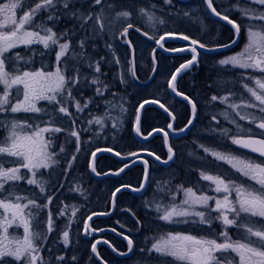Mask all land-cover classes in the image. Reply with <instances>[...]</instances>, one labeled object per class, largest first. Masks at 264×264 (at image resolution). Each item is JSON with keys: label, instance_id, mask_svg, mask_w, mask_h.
Here are the masks:
<instances>
[{"label": "snow or ice", "instance_id": "obj_1", "mask_svg": "<svg viewBox=\"0 0 264 264\" xmlns=\"http://www.w3.org/2000/svg\"><path fill=\"white\" fill-rule=\"evenodd\" d=\"M77 3L78 0H0V117H3L0 119V127L6 131L5 137L0 139V209L3 210L0 213V264H13V261L15 264H51V261L46 260L42 255V252L48 237L56 231L54 227L56 221L53 219V212L49 208L53 197L50 195L38 197L36 194L31 197L21 195L23 189L20 188L19 182L23 181L27 185L35 186L39 189V194L46 193L48 181L45 179V173L40 170L53 169L60 164V160L56 157L65 153V147L60 145L58 152L51 149L55 145L57 134L61 132L66 134V140L68 137L75 138V150L71 153L70 159L66 158L65 171L72 169L73 164L77 161V154L81 150V131H90L91 128L80 131L76 129V119L72 118L69 105L75 108L76 113H83L94 102V97L85 98L83 103H81V99L77 98L82 96L84 88L94 86L95 96L101 98L105 97V93L109 92L110 88V85L105 82L101 75L103 57L96 60L88 53L90 46L95 47L94 44L90 45L89 41H95L106 34L116 22H125L121 32L123 36H127L128 30L135 27L132 23V13L126 9L117 10L115 0H90L87 12L76 7ZM164 3L172 5L173 0H164ZM205 5L206 9L210 10L211 15L219 17L221 21H227V24L231 25L234 31L230 43L207 44L181 33L179 39L190 40L192 47L189 49L179 47L168 49L162 43L165 36H176V34L169 32H165L156 40V43L166 52L190 50L193 53L191 59L175 70L168 83L171 92L177 97H182L190 106V118L185 126L179 129L181 133L192 129L194 127L193 122L198 119L197 103L179 91L176 84L177 76L182 71L189 70L193 65L198 66L197 58L200 52L195 46L208 52L219 51L236 44L240 35L241 25L230 19L226 12L217 11V8L213 6V0H205ZM151 7L154 9L156 5ZM233 7L242 18H246L248 21L244 25L248 43L239 53L225 56L219 59L217 63L223 70H228L230 67L231 69L251 70L253 73L261 74L260 76H245L244 72L240 73L243 88L258 102V105L252 102L237 103L230 100L229 95L219 97L212 95L210 102L219 101L231 110L221 111L218 115L223 116L228 123L234 124L237 134L229 136V129L226 127L211 128L210 131L221 137L230 138L232 144L240 148L250 149L264 157V138L254 139L251 136L240 135L245 132V129L233 118L234 113L240 120H247L250 124L264 130V0H247L244 6L237 3ZM18 9L21 11L17 20ZM44 14H46V18ZM38 16L40 17L39 21H37ZM62 16L74 19L76 25L84 33L76 42L75 47L69 36V32H71V36L77 35L75 29H67L59 33L54 30ZM139 16L146 17L150 27L165 22L156 16L155 12L145 8L139 9ZM184 16L188 17L190 13L185 12ZM197 19L199 20L198 17ZM200 23L202 30H204L202 20ZM135 30L140 31L139 28ZM126 42L130 44V42ZM32 45H41L42 49H34L31 47ZM20 46L28 49L31 55H21L19 52L13 51ZM105 47L111 49L110 44H106ZM44 50H48L49 54L54 51L55 70H47L46 65H42L40 69H29L27 66L32 63V57L43 56ZM111 56L112 61L110 62L120 64V60L114 51H111ZM129 63L131 66L127 69V73L135 79L134 61ZM153 63H155L154 54ZM82 67L90 69L91 72L82 73ZM153 72H155V68H153ZM118 78L120 83H127L123 72L118 73ZM244 81H252L254 86H250ZM13 90H15L14 93ZM74 91L76 95L73 94ZM109 94L113 97L116 96L114 92ZM42 100L47 101L48 105H56L55 112L70 117L72 127L66 129L55 126L53 124L55 117L49 111L48 106H38ZM102 102L109 105L108 111L105 112L104 116L93 115L90 112L89 116L92 118L87 120L89 125H99L103 129L107 126L105 119H111L109 113L112 109L118 106L122 114L128 111L124 106L122 97L118 105L107 99L102 100ZM146 104H159V107L163 109L172 122L176 119L173 112L165 107L164 103H160L156 99H146L139 103L133 114L135 133L138 138L142 137L144 140H148L149 135H151V133L144 135L140 128V112L144 110L146 119L148 111L145 109ZM257 107L262 114L260 116L254 112L242 113L239 111L241 108L255 109ZM21 112L42 114V116L26 117L24 120H20L13 115ZM9 117L12 118L9 119ZM43 117L50 119L44 120ZM29 119H40L41 123L33 125L28 123ZM212 120L217 125L220 124L217 115H213ZM172 122L167 124V128L176 132ZM41 124L45 126L41 127ZM122 126L123 119L119 117L111 124V127L117 130ZM153 131L160 132L163 130L156 128ZM45 133L50 135L45 138ZM260 135L264 137V132H261ZM167 138L168 132H164L166 143ZM67 142L72 143L70 140ZM198 147L215 161H223L241 176L254 181L256 185H259V188L237 182L236 179L227 174H210L204 170L199 172L200 179L209 181L210 183L206 187L217 195H208L200 191L199 188L194 191L192 187L185 188L183 184L177 185L173 189L170 186V181L158 184L157 193L166 196L167 201L156 196L151 202L145 201V206L152 208L157 212V218L168 224L206 225L211 232V238L209 236L197 237L191 234L169 232L151 245L147 250V256L151 257L155 253L158 257H171L174 261L183 262V264H264V220L260 222V227H256V222L251 219L252 217L264 218V161L257 162L204 144H200ZM103 151H112V149L98 148L91 153L93 161L96 158V152ZM115 155L119 156L120 152H115ZM128 155L135 156L136 153L133 152ZM148 155L153 156L154 154L148 151ZM188 155L194 156V153L190 152ZM174 156L173 147L169 145L167 159L161 160V157L156 155L155 160L168 165L169 162L175 163ZM195 158L202 159L200 157ZM144 164V181L139 188H132L134 192H142L144 185L150 183L147 170L148 161L145 160ZM6 165L8 166L6 167ZM127 166V164L124 165V167ZM22 169L26 172H22ZM91 170L95 173V166H92ZM119 171L123 172L124 168H120ZM96 174L99 175V173ZM115 174L119 175V172ZM70 190L79 191L81 195H84V191L79 185ZM115 191L119 192L120 188ZM198 191L200 192L199 195L197 194ZM179 193H183V197L177 203ZM233 193H235L234 200L232 199ZM113 196H115V192ZM39 199H44L45 203L41 204ZM45 210L47 211L45 212L44 232L34 231L32 221ZM76 210V206H72L71 216L65 222L64 228L57 233L58 236H62L60 242L65 249L69 248L71 243V224L74 222L72 217L75 216ZM66 211L67 206L58 210L57 216H64ZM96 215L102 214L97 213ZM242 215L243 218H241ZM88 219H91V216ZM217 221L222 228L219 233H216L213 228V224ZM13 226L17 229L23 228L22 238L15 233H9V228ZM37 228H39V222ZM229 228L237 229L238 239L232 238L228 231ZM124 239L127 240V252H120L121 256L133 253L134 249L133 240L128 236H124ZM91 251L97 256L99 255L95 244L91 245ZM113 251L116 250L113 249ZM144 251V249H140V252ZM49 255L51 256V249H49ZM236 257L239 259L237 260ZM55 259L57 264H68L64 255L57 254ZM76 259L75 255L71 257L73 264H75ZM146 264H150V260L146 261ZM162 264H170V262L164 259Z\"/></svg>", "mask_w": 264, "mask_h": 264}, {"label": "flooded vegetation", "instance_id": "obj_2", "mask_svg": "<svg viewBox=\"0 0 264 264\" xmlns=\"http://www.w3.org/2000/svg\"><path fill=\"white\" fill-rule=\"evenodd\" d=\"M183 1L188 0H175V4L172 7L175 17V22H173V24L175 23V27L180 28V18L182 13L185 10L191 11V9H193L191 8V6L195 3H199L200 6L198 7V10L200 12L204 11V19L202 20L204 30H202V25L200 23L201 20L194 21L189 27V32L187 33L185 31L187 33L185 35H188L191 39H196L207 44H224L231 42V40L233 39L234 31L231 25H228L227 21H221L219 17L211 15L210 10L206 9L205 0H190L188 2ZM203 3L204 6L202 5ZM237 3H239L240 6H244L247 3V0H213V6L217 8V11L226 12L229 15L230 19L235 20L238 24L241 25L240 35L237 43L232 45L230 48H225L213 52H208L203 49H199L198 46H195L197 47V51L200 52V55L197 58L199 61L198 66H191V68L189 70H185L177 80L176 84L178 90L188 95L193 101L197 103L198 119L195 121L194 127L190 129L185 135L181 137H173L169 135L170 142L173 141L175 145V149H173L175 152V163L170 162L169 165H163L159 161L155 160V158L148 155V151H151L154 154L153 156L158 155L161 157V160L167 159L168 151H162L159 149L162 142L164 144L163 135L156 134L145 141V154H147L145 155V160L148 161L147 170L148 180L150 182L145 185V191L142 194V197L145 201L151 202L156 196H160L165 201H167L168 198L166 196L157 193L158 184H161L164 181H170V186L173 189H175L177 185L183 184L185 188L192 187L194 191L199 188L200 191H203L208 195H217L216 193L209 191V189L206 187L210 183L209 181L200 179L199 172L201 170H204L210 174H227L233 179H236L237 182H243L245 184L252 185L254 188H259V185H256L254 181L241 176L239 173L235 172V170L232 169L230 165L224 163L223 161H215L211 156H207L203 152V150L198 147V145L204 144L205 146L215 148L220 151L232 152L235 155H239L244 158H250L257 162L264 161V157H261L259 153L252 152L250 149L240 148L239 146L232 144L230 138L221 137L218 134H213L210 131V129L214 127H216L217 129L226 127L229 129V136L237 134L236 126L234 124L228 123L223 118V116L218 115V113H220L221 111L231 110L227 109L226 105L221 104L219 101L210 102V97L212 95H217L218 97L229 95L230 100L237 103L252 102L258 105V102L255 101L254 98H252L251 95L243 88L240 73L244 72L245 76H260L261 74L253 73L251 70L245 71L240 69H231L230 67L228 68V70H223L217 63L219 59L224 58L225 56L239 53L244 48L245 44L248 43V37L244 26L246 23H248V21L246 20V18H242L240 13L233 7ZM134 26L141 29L145 33V28L142 26V24H136ZM167 29L162 31L163 35L165 34V32L171 33L170 31H166ZM172 30L175 31V34L180 33V30ZM136 37L142 38L144 39V41H150L145 38V36H143L140 32L130 30L127 36H124L122 39H120V43H122V45H125L127 39H130L133 42L137 53L138 47L136 45ZM163 44L168 49L178 47L189 49L190 47H192L190 43L179 44L175 42L173 43V41H167ZM23 47L24 46H20L13 51L19 52L21 55L27 54V56H30V51ZM31 47L34 49H38L41 46L32 45ZM46 51L47 50H44V52ZM159 54V63H155L154 65H152V62H148V77L153 75L161 79V81H159L160 85L156 86L157 93H160L163 96V98H161V102H165L164 104L166 105V107H168L169 110L173 112V115L176 116L174 129L177 130L176 132H179V129L183 128L187 123L188 119L190 118V114L187 119L179 120V114L182 110V107H184V104L182 103V100L180 101L179 99L173 101V97L170 96V88L167 84L169 82L167 81L166 83L164 79L168 76V74L171 77L172 74L169 72L171 70L172 72H174L178 67H180L181 64L191 59L193 53L190 50H186L177 52L174 55H169L163 52H160ZM37 57L38 55L32 57V60L36 61L35 58ZM139 63L140 65L138 66L137 64L136 66V75H138L139 73V67L141 68V73L145 75V60L142 62L140 61ZM29 66L27 67L29 68ZM36 66L37 65L30 67L36 68ZM153 68H155V72H153ZM244 82L248 83L250 86H254L252 81ZM165 94H169V96L166 97ZM200 100H202V102ZM204 100L206 102H204ZM46 104H48L47 101L42 100L39 102V106ZM187 106L188 111L190 112V107L188 104ZM239 111H241L242 113L254 112L257 116L262 115L259 112V107L255 109L241 108L239 109ZM31 115L33 116V113ZM163 115L165 117L160 116L157 120L152 117L147 118V130L145 132V135H149V133H152L156 128H160L165 132H169L167 124L172 121L166 114L163 113ZM213 115H217V119L220 120L219 125H217L216 122L212 120ZM233 118L245 129V132L241 133L240 135L251 136L254 139L264 138L260 135V133L264 132V130L257 128L254 124H250L247 120H240L239 117L235 116L234 113ZM65 119L66 118L62 117L61 120L64 124L66 121ZM57 121L60 120L57 119ZM28 123L35 125L41 122H36L35 120L30 119ZM53 124H55V126L66 128L65 125H63L62 123L59 124L58 122L56 123L55 120H53ZM43 126L45 125L41 124V127ZM5 135V129L0 127V139H3ZM44 135L45 138H47L50 134L45 133ZM67 140H70V137H68ZM67 140L66 134L64 132H62L61 134H57L55 145L51 150L58 152L60 145H63L65 147V153L56 157V159L60 160V164L53 169L40 170L42 173H45V179L48 181V184L46 185V193L39 194L38 188H36L35 186L27 185L25 182L21 181L19 182L20 188L23 189V191H21L20 193L21 195H27L30 197L34 194H36L38 197L40 195H50L53 197L52 204L49 205L50 209H52L53 203L56 200H62L63 202L68 200L69 170L65 171V169L67 166L66 158H68L70 143L67 142ZM190 152L194 153V156H189L188 153ZM195 157H200L202 159H196ZM7 166L8 165H6V167ZM22 172H26V170L22 169ZM61 185L63 186L61 187ZM197 194L199 195L200 192L198 191ZM182 197L183 193H179L177 195V203H179ZM232 199H235V193H233ZM39 202L43 204L45 203V200L39 199ZM46 211L47 210L41 212V214L32 221V228L34 231L39 230L41 233L44 232L43 230L45 229L44 220L46 219ZM2 212L3 210L0 209V213ZM213 215L216 214L213 213ZM157 216V212L152 210V208L145 206V219L143 221H140L138 219L136 221L132 220L133 222L129 226V223L126 222L125 219H123L122 217L119 218L117 213H115L112 217L113 226L110 227H112L113 230H115L117 233L121 232L119 233L120 236H128L133 240V244L135 238L139 237L141 246L136 247L134 244L133 253L127 256H118L110 251V249L105 244H100L98 246V251L101 254V258L104 259L107 264H146V261L149 260L150 264H162V261L164 259H167L170 264H183V262L174 261L171 257H158V255L155 253H153L151 257H148L147 250L157 239L169 232L191 234L197 237L209 236L211 238V232L206 225L192 226L188 224H168L163 220L158 219ZM241 218H243V215ZM251 219L256 222V227H260V222L264 220V218L258 217H252ZM38 222L39 228H37ZM121 222L125 227L129 228L131 232L123 230L122 227L119 226ZM136 227L139 229L135 230L134 228ZM213 228L215 229L216 233H219L222 230L221 225L218 221L213 224ZM228 231L233 239L239 238L236 228H229ZM9 233H15L22 238L23 228L21 227L17 229L15 228V226H13L9 228ZM112 233L113 232H109V234L100 236L98 238H89V240L92 239L93 243L96 240H106L110 242L109 237L110 235H112ZM114 237L116 238V241L120 240L123 242L122 246L119 247L120 252H127V249L124 245L126 243V240L124 238L121 239L115 235ZM140 249H144L145 251L140 252ZM83 258L85 257L83 256ZM236 259L238 260L239 258L236 257ZM13 264H15V261H13ZM95 264L99 263L96 261Z\"/></svg>", "mask_w": 264, "mask_h": 264}, {"label": "trees", "instance_id": "obj_3", "mask_svg": "<svg viewBox=\"0 0 264 264\" xmlns=\"http://www.w3.org/2000/svg\"><path fill=\"white\" fill-rule=\"evenodd\" d=\"M185 12H188L185 10ZM184 12V13H185ZM66 21H59V23L55 27V31L62 32L67 29H77L76 27H68L65 26ZM166 31L174 32L172 29H167ZM72 37H78L81 38V35L71 36V32L69 35ZM89 44H94L89 42ZM101 44V43H100ZM76 43H73V46L75 47ZM103 45V44H101ZM107 49V50H106ZM103 49L101 47L100 52L94 53L91 46L88 48V53L96 60H99L101 57H104V55L107 53V56L109 58L108 48ZM55 53L53 52V57ZM51 61V71H53V67L55 66V58L49 57ZM150 63V61H149ZM139 67V73L137 75L138 80L144 81L147 80L148 77L145 76L143 73H141ZM83 70V67L81 68V71ZM172 71V70H171ZM170 71V72H171ZM116 69L111 68L109 69L107 66H105L104 62L101 61V75L102 78L110 85L109 92L105 93V97H96L94 93V86L93 87H86L82 90V96H78V99H81V103L84 102L85 98L88 97H94V102L89 105L87 109L83 113H76L75 108L69 105L72 117L76 119V129L80 131L81 129L85 128H91L90 131H81V146L82 150L86 148V146L92 147V149H103L108 148L112 149L116 152H120L122 155H128L129 153L138 152L141 150H145V143L140 142L134 133V112L135 109L138 107L139 103L143 102L144 100L148 99H156L159 101H162L161 98L163 96L160 93L154 94L153 92V86L159 82L161 79L158 77H155L152 81V84L148 86H142L139 85L131 76H127L126 80L127 83L122 84L120 83V80L118 78V73H115ZM125 74V73H124ZM158 86V85H157ZM116 93V96L113 97L109 93ZM76 95L75 91L73 93ZM166 97L169 96V94H165ZM123 98L124 106L128 109L127 113L122 114L119 110V107L117 106L114 108L109 115L113 120H116V118L123 119V126L117 130L116 128H112L109 124L107 126V129L105 130V133L110 134V137H105L104 133H98L99 125H89L87 123L88 119H91L92 117L89 116V113L91 112L93 115L98 116H104L105 112L108 111L109 105L102 102V100H112L117 105L120 103V98ZM177 99L173 98V101H176ZM181 101V100H180ZM165 103V102H163ZM184 107H182V110L179 114V120L181 119H187L190 112L188 111V106L186 103H184ZM98 105V106H97ZM148 111L146 113V119H145V112H143L142 121H141V132L145 135V132L147 130V118L152 117L154 119H158L160 116H164L163 113H161L160 110L154 108V107H148L146 108ZM78 117V118H77ZM165 117V116H164ZM107 119V118H106ZM70 128L72 127L71 123L69 124ZM62 133V132H61ZM59 133V134H61ZM100 136V141L96 140V137L94 136ZM93 138V139H92ZM84 139V141L82 140ZM70 150L68 153V158L70 159L71 153L74 152V137H70ZM83 142V144H82ZM171 146L173 149H175L174 142L171 141ZM160 150L165 151L166 148L162 142L161 146L159 147ZM84 152V151H83ZM87 158L84 160L83 164L78 163L77 161L73 164L72 169L69 170L68 178H69V184H68V200L62 201V200H56L53 203L52 206V212H53V219L56 221L54 227L56 228V231L53 232L49 237L44 245L42 255L46 258V260H50L51 264H57V261L55 259V256L57 254L64 255L66 261H68V264H73L71 261V257L73 255L76 256L75 264H95V258L94 255H92L91 251V245L92 241L89 239H86L83 236V227H84V221L85 218L88 215L98 213V212H108L111 209V204L109 202V199L111 197V191H113L114 187H120L121 185L127 184L134 187H139L141 183L143 182L144 178V172L145 168L143 165L139 164L135 167L128 170L121 178H107L104 180H98L92 177L90 174V170L87 165ZM122 164L115 159L112 156L109 155H101L98 158L97 161V171L100 174H104L108 171H118L120 170ZM125 183H124V182ZM120 182H123L124 184H118ZM79 185L80 188L83 189L84 195H81L79 191L76 190H70L75 189L76 186ZM118 205V212L117 215L119 218L125 219L127 222L129 221L130 224H132V219L123 212L124 209L131 210L136 217L143 221L145 219V200L142 196H135L132 193L129 192H123L117 201ZM65 206H67V211L65 212L64 216L58 217L57 213L58 210L64 209ZM72 206H76V212L75 216L72 217L73 223L71 224V232H70V246L69 248L65 249L64 245L60 242L62 240V236H58L57 233L60 232L64 226L65 222L68 220L69 216H71ZM113 218L103 219V218H97L92 222V228L94 230L101 229L103 227H110L113 226ZM139 229V228H134ZM109 234L105 233L104 235ZM110 242L116 247L118 251H120L119 247L122 246L123 242L120 240L116 241V238L114 235H110L109 237ZM135 246H141V241L138 238H135L134 240ZM127 249V243L124 244ZM49 249H51V256L49 255ZM100 254V253H99ZM101 255V254H100ZM83 256L85 258H83Z\"/></svg>", "mask_w": 264, "mask_h": 264}, {"label": "rangeland", "instance_id": "obj_4", "mask_svg": "<svg viewBox=\"0 0 264 264\" xmlns=\"http://www.w3.org/2000/svg\"><path fill=\"white\" fill-rule=\"evenodd\" d=\"M89 4H90V0H78V3L76 4V7L81 8V10L87 12L89 10ZM115 5H116L117 10L126 9V10L130 11L132 13V23L134 25L142 24V26L144 28H147V31L155 37L154 40L151 41V42L150 41L149 42L148 41H143L141 38H137L136 37V45L138 47L137 59L139 60V62L140 61L142 62V61L145 60V76H147V74L149 73V71L147 70L148 61H151L153 63V54L155 55V63H159L160 54H159V51L156 50V46H157L156 40L160 36L163 35L162 34L163 30H165L167 28H171V29H174V30H180L181 33L185 32V31L188 33L191 23H193L194 21H198L197 17L199 18V20H203L204 19V11L200 12L198 10V7L200 6L199 3H197V4L195 3V4H193L191 6V8H193V9H191V11L188 12V13H190V16L186 17V16H184V14L181 15L180 28L175 27L174 26L175 23L173 24V22H175V17H174L173 8H172L174 6V3L172 5H167V4L164 3V0H115ZM152 5H156V7L153 9L151 7ZM202 5L204 6V3ZM140 8H145V9H147L149 11L155 12V15L160 17V18H162L165 22L163 24H156L155 27H150L148 22H147V18L139 16V9ZM92 10L95 11V9H92ZM20 11L21 10H19V9L17 10V16H16L17 20L20 17ZM44 15L46 17V14H44ZM39 19H40V17L38 16L37 17V21H39ZM60 21H66L65 22L66 28H68V27H76L77 29H79V27H78V25H76V22H75L74 19H69L66 16H62ZM124 25H125V22H122V21L114 23L111 26V29L106 32V34H104L103 36L97 38L95 41H92V43H96V45H95L94 48L93 47H91V48H92L93 52L96 53V52H100L101 47L103 49H106L105 45L106 44H110L111 45V49H109L107 47L108 48V53H109V58H108L107 53H106L104 55V57H103V60H102L104 62V64H105V66H107L109 69L115 68L116 69L115 73L123 72V73H125V75L131 76L130 74L127 73V69L131 66L130 63H129L130 62V52L127 49L126 46L122 45L119 42V37H120V34L122 32V29H123ZM75 31H76L77 35H81V37L84 35V33L81 30L78 31V30L75 29ZM69 35H70V32H69ZM71 39H72V43H74V42L76 43L80 38L72 37ZM89 42H91V41H89ZM100 43L103 44V45H101ZM38 49H42V46L40 48H38ZM111 51L115 52L116 57H118L119 60H120V64H115V63L110 62V61H112ZM53 52L51 54H49V51L47 50L45 52V54H47V55H43V56L38 55V57L35 58L36 61L32 60V63L30 64L31 67H33L34 65H37L36 68L35 67L31 68L28 65L29 69H40L42 67V65H46L47 69H49L51 67L50 66L51 61H50L49 57L55 58V55L53 57ZM155 63H153L152 65H154ZM54 70H55V66L53 67V71ZM81 72L82 73H90L91 70L87 69V68H83V70ZM169 73L172 74V71L169 72ZM169 77H170L169 74H168V76L166 78L163 77V78H165L164 80H165L166 83H167V81L169 82V79H170ZM155 85H160V82H157ZM14 91L15 90H13V92ZM153 92H154V94H157L156 86L153 87ZM200 101L202 102V100H200ZM204 102H206V101L204 100ZM46 105L48 106L49 111L53 113V116L55 117L54 120L56 121V123L57 122L59 124L62 123L63 125H65L66 128L70 129V125H69L71 123L70 117L65 116L62 113L55 112L54 109L57 107L56 105H48V104H46ZM38 106H39V104H38ZM69 112L71 113L70 107H69ZM31 114L32 113H23V112H21V113H17V114H13V115L16 118L20 119V120H24L26 117H31L32 116ZM40 116H42V114L33 113L32 117H40ZM57 116H60V117H57ZM62 117L66 118L65 119L66 120L65 124L63 123V121H61ZM11 118L12 117H9V119H11ZM72 118H74V117H72ZM1 119H3V117H1ZM43 119L46 120V119H50V118L49 117H43ZM57 119H59L60 121H57ZM29 120H28V122H29ZM33 120H35L36 122H41L40 119H33ZM113 121H114L113 118L105 119V123H106L107 126H108V124L111 126ZM107 126L104 127L103 129H101V127L98 126L99 130H101V131H98V133H104L105 137L108 138V137H110V134L105 133V130L107 129ZM214 128H216V127H214ZM94 137H96V140L100 141V136L99 135L94 136ZM111 138L112 137H110V139ZM82 140L84 141V139H82ZM82 144H83V142H82ZM82 147H81L80 153L77 154V159H78L77 162H80V164H83L84 160L87 158V162L86 163L88 165V168L90 169L91 153L96 151L98 148L93 150L92 147L86 146V148H84V150H82ZM8 159H11V158H8ZM123 182H120L118 184V186L120 184H124L125 183V182L124 183ZM115 188H117V187H114L113 191H111V197L109 199L110 204H111L112 193L114 192ZM91 215H88L85 218V221L83 223L84 226L86 224V221H87L88 217L91 216ZM83 231H84V228H83ZM90 231H96V230H94L91 227Z\"/></svg>", "mask_w": 264, "mask_h": 264}, {"label": "water", "instance_id": "obj_5", "mask_svg": "<svg viewBox=\"0 0 264 264\" xmlns=\"http://www.w3.org/2000/svg\"><path fill=\"white\" fill-rule=\"evenodd\" d=\"M145 35V34H144ZM146 36V35H145ZM166 39H173V40H178V41H184V42H187V43H190V41L189 40H182V39H179V37H174V36H166L165 38H164V40L163 41H165ZM162 41V42H163ZM128 42H130V41H128ZM128 45H129V47H130V49H131V58H132V61H134V65H135V50H134V47H133V45H132V43L130 42V44L128 43ZM159 45V44H158ZM159 47H160V45H159ZM182 73V72H181ZM180 73V74H181ZM180 75H178L177 76V79H178V77H179ZM177 81V80H176ZM170 91H171V89H170ZM172 93V92H171ZM173 94V93H172ZM174 95V94H173ZM175 96V95H174ZM175 97H177V96H175ZM177 98H181V99H183L182 97H177ZM148 106H155V107H157L158 109H160V110H162L163 111V109H161L160 107H159V104H146L145 105V108L146 107H148ZM143 111L144 110H141V112H140V115H141V118H142V114H143ZM164 112V111H163ZM195 122V121H194ZM193 122V123H194ZM141 124V123H140ZM174 125H175V121L173 122V128H174ZM157 133H161V134H163L164 135V131H160V132H153L152 134H151V137L154 135V134H157ZM186 132H183V133H180V134H177V133H174L171 129H169V134L171 135V136H174V137H181V136H183L184 134H185ZM136 134V133H135ZM137 136V135H136ZM138 138V137H137ZM140 141H142V142H145V141H147V140H144L142 137H140V138H138ZM168 146H169V136H168V138H167V143H166V147H167V149H168ZM104 154H107V155H111V156H113V157H115L116 159H118L119 161H121V162H123V163H127V167H123L124 168V171L123 172H119V175H116L115 174V172H113V171H109V172H107V175H105V174H99V175H97L96 173H98L97 172V170H96V172L94 173V172H92V170H91V172H92V175L95 177V178H97V179H106V178H108V177H111V178H119V177H121L123 174H124V172L127 170V169H130V168H132V167H134L135 165H137V164H140V163H143L144 164V161H145V155H147V154H145V151H143V152H138V153H136V155L135 156H132V155H130V156H126L127 158L125 159V157H123V156H121V155H119V156H117V155H115V151H103V152H96V158H95V160L93 161V159L91 160V166H90V169L92 168V166H95V168H96V162H97V159H98V157L100 156V155H104ZM154 157V156H153ZM160 162V161H159ZM161 163V162H160ZM132 188H134V187H131V186H123V187H121L120 188V191L119 192H115V196H113V198H112V209H111V212L110 213H101L102 215H93V216H91V219H88L87 220V222H86V226H87V231H86V229H85V235L87 236V233L89 232V229H90V226H91V222L94 220V219H96V218H109V217H111L112 215H113V213L115 212V209H116V198H117V196H118V194L121 192V191H124V190H127V191H130V192H132L133 194H135V195H137V194H141L142 192H134V191H132ZM144 189H145V185H144ZM126 231H128V232H130L128 229H126V228H124ZM108 231H112V229H102V230H100V231H97V232H92L91 233V235H90V237H94V236H99V235H101V234H103V233H105V232H108ZM106 241H103L102 243H105ZM99 243H101L100 241H98V243H95V245H96V249H97V245L99 244ZM106 245H108L109 246V248L112 250V252H114L115 254H117L116 253V251H113V247L111 246V244L110 243H105ZM94 256H95V258L98 260V262L100 263V264H106L105 262H103L101 259H100V257H99V255L97 256L96 255V253H94Z\"/></svg>", "mask_w": 264, "mask_h": 264}, {"label": "bare ground", "instance_id": "obj_6", "mask_svg": "<svg viewBox=\"0 0 264 264\" xmlns=\"http://www.w3.org/2000/svg\"><path fill=\"white\" fill-rule=\"evenodd\" d=\"M122 177V176H121ZM121 177H119V178H121ZM115 179H117V178H115ZM143 181H144V178H143ZM143 183V182H142ZM123 186H130V185H127V184H124V185H121L119 188H121V187H123ZM138 195V194H137ZM96 213H94V214H92L91 216H93V215H95ZM97 219V218H96ZM94 221V220H93ZM92 221V222H93ZM92 222H91V224H92ZM92 226H90V228H91ZM85 229H86V227H84ZM90 230V229H89ZM98 231V230H97ZM97 231H93V232H97ZM85 233V230L83 231V234ZM107 233H109V232H107ZM119 233H121V232H119ZM119 233H117V232H113L112 234L113 235H115V236H117V237H119V238H121V239H123V237L124 236H119L118 234ZM104 241H106V240H104ZM106 242H108V241H106ZM126 243H127V240L125 241ZM110 244H111V246L113 247V249L114 248H116L111 242H110ZM134 245V244H133ZM116 253L119 255V256H121L119 253H120V251H118L117 249H116ZM98 254H99V252H98ZM100 255V254H99ZM94 258H95V256H94Z\"/></svg>", "mask_w": 264, "mask_h": 264}]
</instances>
